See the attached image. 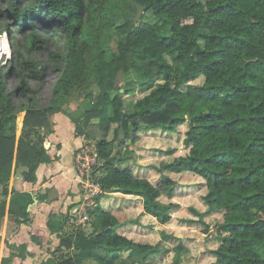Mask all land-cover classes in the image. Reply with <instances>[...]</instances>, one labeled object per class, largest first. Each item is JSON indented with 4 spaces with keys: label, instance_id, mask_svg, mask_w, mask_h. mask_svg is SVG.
Wrapping results in <instances>:
<instances>
[{
    "label": "trees",
    "instance_id": "1",
    "mask_svg": "<svg viewBox=\"0 0 264 264\" xmlns=\"http://www.w3.org/2000/svg\"><path fill=\"white\" fill-rule=\"evenodd\" d=\"M135 2L167 25L168 32H159L144 16L138 23L121 20L115 0L0 2V33H9L10 39L21 34L18 44L28 55L44 48V34L59 30L66 35L65 52L49 51L60 76L44 107L37 106V89L29 82L43 79L41 59L15 50L19 83L11 90L6 77L13 66L6 70L0 63V184H6L14 165L25 167L24 180L36 182L39 165L58 159L44 144L46 133L54 132L51 114L62 110L74 89H81L88 92L85 125L97 118L102 129L96 142L98 163L93 165V172L100 174L93 180L103 192L143 198L141 214L155 224L201 226L207 233L211 225L206 218L213 215L220 244L208 249L212 258L208 264H264V0ZM9 18L14 34L3 23ZM110 31L117 42L108 50L103 42ZM131 72L146 81L159 77L164 81L136 98L134 87L118 85L119 76ZM201 75L203 83H195ZM93 82L98 87L95 100ZM16 98L26 103H17ZM23 110V132L17 138L15 121ZM65 113L76 123L74 133L83 135L78 120ZM122 121L126 136L118 140ZM141 132L152 137L156 151L149 158L143 153L147 146L128 145V140L143 139ZM186 187L194 190L195 199L178 198ZM11 194L8 213L17 223L30 222L33 194L16 190ZM37 199L46 201L49 195L39 192ZM6 207V200L0 201V223ZM140 220L138 216L105 221L95 233L78 230L62 235L60 246L74 247L73 253L42 264H125L120 254L128 250L144 261L173 250L172 264H183L192 230L183 229L185 235L179 236L163 227L161 238L177 243L162 246V240L141 241L122 231ZM47 224L61 234V223ZM20 247L27 249L26 243ZM2 264H11V257H4Z\"/></svg>",
    "mask_w": 264,
    "mask_h": 264
},
{
    "label": "rangeland",
    "instance_id": "2",
    "mask_svg": "<svg viewBox=\"0 0 264 264\" xmlns=\"http://www.w3.org/2000/svg\"><path fill=\"white\" fill-rule=\"evenodd\" d=\"M114 1V0H113ZM0 2L4 3V0H0ZM115 5L117 7L118 16L121 20L126 18L132 19L134 23H138L142 17L144 19L153 23V25L158 29L161 33H167L169 27L165 25L163 22L159 21L153 14L147 13L145 14V10L143 9L140 18L137 17V5L135 0H115ZM134 19H138L136 22ZM3 23H8L13 31L12 34L15 33V28L13 27L14 22L12 19L9 18L7 21ZM44 34V33H43ZM46 42L44 43V48H41L39 52L33 53L31 56L26 53V48L23 46H19L18 40L22 39L21 34L16 33V37H13L8 41L7 33H0V63L1 65L7 70L8 68H12V74L6 77V83L8 89H14L16 85L19 83V76L16 73V70H20V66L17 63V54L16 49L20 48L21 53L24 57H39L42 60L43 67L42 74L43 79H29L31 85L37 89V97L38 102L36 103L39 107H44L51 102L52 93L55 87V84L60 76V72L55 69L56 60L52 55H50L49 51L53 52H65V43H66V35L62 31L56 32H49L44 34ZM116 34L114 32H109L103 42L106 49L111 50L112 47L116 45L117 42ZM145 81V83H143ZM163 77L156 78L154 81H146V78L136 74V72H131L129 74H121L118 78V85L125 84L126 86L134 87L133 93L134 97L142 98L152 90H154L157 86L163 83ZM204 81V76H200L194 82L198 84H202ZM92 96L95 100L96 95L98 93V87L93 82L91 84ZM124 88L121 89L123 91ZM87 91H82L81 89H74L68 96L67 99L62 102L61 111H54L51 114L52 120L53 115L57 112H70L73 117H75L81 126L84 134L81 135L83 137L82 144L77 147L74 151V166L77 175V188L75 194H77V201L72 202L67 206V210L64 212H59L54 214L55 216L51 218L49 216V220L52 223H61L63 226L62 231L59 234L57 232V238L55 241L53 239L45 242L43 245L45 250L41 252L42 256H35V254H31L28 251L29 244L35 242L32 237L29 236L31 231H27L25 229L21 230L20 226L21 223H17L13 216L8 213V205L10 202L11 193L13 190H16V183L15 180L19 176H23V171L25 170L24 166H13L12 174L9 179L6 181V184H0V201L6 200L7 207L6 213L3 216L1 223H0V264H2V259L4 257H11V264H42L44 261L49 259L50 257L53 259H59L62 256H69L73 253L74 247H61L60 246V236H67L70 233H76L78 230H84L87 234L95 233L98 227H101L104 222H122L127 221L129 219H134L140 216V224L137 226H132L133 224H128L126 227L122 229V231L128 232L135 236L137 240L141 241H150V242H157L162 240V246L168 245L172 247L177 242L175 239H162L161 238V230L162 228L168 229L170 232L175 233L176 235L182 236L185 235L183 229L192 230L189 233L191 236L188 238L187 243L190 245V252L185 256L183 264H208L211 261L210 253L208 249L216 248L220 244V238L215 229V222L216 218L212 215L206 218L211 225V229L209 232L204 233L201 226L190 227L187 225H182L181 223H171V224H160V223H153L150 218L143 217L142 212L144 211V204L143 198L137 195L125 194L119 191H105L99 187L97 183L93 180L94 177L99 175V172H93V165L98 163L97 161V153H96V142L102 135V129L98 124V119L93 118L89 125H85L83 111L87 107L85 103ZM17 103H26L23 98H16ZM66 114V113H65ZM67 115V114H66ZM70 117V116H69ZM24 118H25V110L20 111L16 117V136L17 138L20 137L21 133L23 132L24 127ZM71 118V117H70ZM72 120V119H71ZM54 122V120H53ZM73 122V121H72ZM74 125V132L76 123L73 122ZM114 127L115 124H112L110 130L108 131V138H113L114 136ZM60 135L67 141L70 145L72 144L71 139V131L69 126L65 125L64 123H60ZM42 133H46L45 130H42ZM55 129V122H54V132ZM54 132L46 133V138L44 144L48 149H53L56 153L53 157L58 156V151L61 150V142L57 139H53L51 141L50 137ZM73 132V133H74ZM160 133L162 131H159ZM144 134V132H141ZM59 134V133H58ZM75 136L78 137L75 133ZM152 137L144 134L143 139H141L137 143L130 142L128 140V145L132 148L135 146H147V149L143 151L144 156L149 158L150 152L154 153L156 150L152 146L151 142ZM174 140V139H172ZM83 149L85 152H83ZM131 149V148H129ZM142 149V148H141ZM161 153V152H160ZM81 154L82 156H88L90 158L89 166L85 170V172H81L77 167V159L78 155ZM156 156L157 154H152ZM159 156L156 157H161ZM141 157V156H140ZM93 158L96 159V162H93ZM143 158V156H142ZM83 161V160H81ZM159 162V161H158ZM137 169V168H136ZM145 171L143 168H141ZM140 171V169H139ZM154 179V178H153ZM7 186L8 192L4 194V186ZM98 188H96V187ZM190 187V185H187ZM183 188L184 190H180L178 192V198L183 201H191L195 199V194L193 193L194 190L192 188ZM47 193L51 196L55 194V190L53 188H47ZM100 196V197H99ZM99 197V198H98ZM195 202L197 203L198 200L196 199ZM33 204V203H31ZM30 204V205H31ZM103 212L104 217L103 219L99 218V213ZM106 219V220H105ZM105 220V221H104ZM28 223V222H27ZM40 227L43 224H39ZM51 230L48 228L44 230L43 234H39L42 237L47 235L48 232ZM52 233V232H51ZM38 235L39 238H42ZM199 235V236H198ZM46 239V237H45ZM22 243H26L27 249L24 252L23 249L20 247ZM34 247V246H33ZM35 249L38 248L35 246ZM29 254V255H28ZM174 251L171 250L169 252L164 253L161 258L159 259H152L148 258L145 261L136 254L132 253L129 250L124 251L120 254V259L125 264H172V257Z\"/></svg>",
    "mask_w": 264,
    "mask_h": 264
},
{
    "label": "crops",
    "instance_id": "3",
    "mask_svg": "<svg viewBox=\"0 0 264 264\" xmlns=\"http://www.w3.org/2000/svg\"><path fill=\"white\" fill-rule=\"evenodd\" d=\"M56 131L51 134V141L57 139L61 142V150L57 152L59 155L57 160L52 162H43L39 165L37 170V181L29 182L24 180L23 176L16 178V189L18 191H29L34 196L33 204L29 205L31 211V221L28 223H21L20 229L31 231L29 234L35 242L29 244L28 251L35 256H42L41 252H44L45 242L57 238V232H48L43 237L39 234H43L44 230L48 229V220L51 214L64 212L67 210V206L72 202L77 201V194H75L77 188L78 177L76 175L74 166V153L75 149L79 147L83 142L82 136H75L74 125L71 118L63 112H57L53 115ZM60 123H64L69 126L71 131L72 144L70 145L60 135ZM59 133V134H58ZM49 153L53 156L56 151L49 150ZM47 188H53L55 194L51 196L49 193V199L46 201H39L37 195L39 192H46ZM43 224L42 227L39 224ZM38 235L42 238H39ZM46 237V239H45ZM47 240V241H46ZM43 244V245H42ZM48 244V242H47ZM34 246V247H33ZM35 246L38 250L35 249ZM29 255V254H28Z\"/></svg>",
    "mask_w": 264,
    "mask_h": 264
},
{
    "label": "water",
    "instance_id": "4",
    "mask_svg": "<svg viewBox=\"0 0 264 264\" xmlns=\"http://www.w3.org/2000/svg\"><path fill=\"white\" fill-rule=\"evenodd\" d=\"M136 5H137V12L136 13H137V16H138L137 18L139 19L144 8H143L142 5L138 4L137 2H136ZM138 19H134V21L136 22ZM7 36H8V41H9V33H7ZM133 131H134V129H132L130 131V133H132ZM117 132H118V140H122V139L125 138L126 130L124 128L123 121L121 122L119 131H117Z\"/></svg>",
    "mask_w": 264,
    "mask_h": 264
},
{
    "label": "built area",
    "instance_id": "5",
    "mask_svg": "<svg viewBox=\"0 0 264 264\" xmlns=\"http://www.w3.org/2000/svg\"><path fill=\"white\" fill-rule=\"evenodd\" d=\"M83 152H85L84 149H83ZM81 160H83V161H81ZM92 160H93V162H96V159L95 158H93ZM89 161H90V158L88 156H82L81 154H79L78 155L77 162H76L78 169L81 172H85V170L89 166ZM96 188H98V187H96Z\"/></svg>",
    "mask_w": 264,
    "mask_h": 264
}]
</instances>
